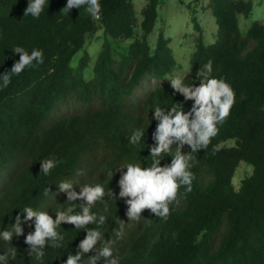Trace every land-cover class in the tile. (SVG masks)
Returning <instances> with one entry per match:
<instances>
[{"label":"trees","instance_id":"trees-1","mask_svg":"<svg viewBox=\"0 0 264 264\" xmlns=\"http://www.w3.org/2000/svg\"><path fill=\"white\" fill-rule=\"evenodd\" d=\"M145 2L139 16L133 0H100L101 13L91 17L83 7L66 15L61 11L66 0H48L40 17L33 19L24 16L28 0H0V74L19 59L11 50L17 45L29 52L42 49L44 55L42 64L34 62L20 74H10L11 82L0 89V229L10 228L20 214L18 208L26 205L54 217V209L64 207L68 199L51 202L61 192L62 180L77 181V192L82 183H104L115 201L106 197L108 211L101 203L94 211L107 218L101 231L105 240L112 239L119 264H264V23L254 21L244 35L239 21L240 15L252 14V0H212L216 38L206 43L199 33L190 72L184 77L191 83L212 60V75L224 78L236 94L229 117L218 125L207 149L192 153L190 145L181 147L182 154L191 157L192 191L185 194L181 186L166 221L150 209L141 211L139 221H128L129 198H119V180L126 168L118 166L150 165L158 123L150 110L155 105L183 103L190 111L194 104L173 95L170 82L152 88L144 98L136 95L144 78L163 79L177 63L170 38L162 31L153 46L148 41L162 0ZM193 21L200 29L195 16ZM99 30L106 39L88 78L91 55L86 37ZM127 40L128 48L116 57L113 42ZM80 50L83 55L73 66L72 58ZM64 103L70 110L60 115L57 110ZM137 127L145 132L143 142L129 144ZM177 146L179 142L173 152ZM47 158L59 163L44 176L40 161ZM171 161L166 155L161 165ZM243 161L253 172L236 188L233 178ZM111 168L109 188L105 179ZM44 187L49 188L48 196ZM120 221L126 225L117 239L114 229ZM35 223V217L24 220L22 215L23 234L14 235L11 242L0 241V254L12 247L17 250L8 264H64L86 237V231L62 222L58 231L65 236L63 247L45 248L44 257L36 259L25 243ZM96 264H104V258Z\"/></svg>","mask_w":264,"mask_h":264},{"label":"clouds","instance_id":"clouds-1","mask_svg":"<svg viewBox=\"0 0 264 264\" xmlns=\"http://www.w3.org/2000/svg\"><path fill=\"white\" fill-rule=\"evenodd\" d=\"M47 2L48 0H28L24 16L30 15L33 19H38ZM82 7L91 17H97L101 13L100 0H66L61 11L69 15L73 8L80 10ZM11 50L19 55V59L10 71L0 74V89L6 88L11 82L10 74L18 75L26 67L33 66L34 62L42 64L44 60L42 49L33 48L29 52L23 46L17 45ZM212 73L213 62L209 60L191 79V83H186L179 75L167 79L170 81L173 95L180 94L184 101L193 100L194 104L190 111H185L183 103H174L170 107L155 105L150 110L154 113L153 118L158 121L152 134L156 146L150 149L149 157L152 158L150 165L146 162L145 167L140 163L128 162L118 166L121 169L126 168L119 180L121 188L119 198H129L125 201L129 205L126 213L128 221H139L140 213L144 209H150L158 214L159 219L166 221L170 216L169 205L176 201L181 186L185 194L192 191L195 176L190 170L191 157L182 154L181 147L187 143L191 146L192 153L207 149L211 139L217 135L218 125L229 117L236 103V94L231 84L222 77L213 76ZM144 136L143 128L137 127L133 130L129 144L139 145L143 142ZM177 142L179 146L173 152L172 146ZM213 151H216L215 147ZM166 155L172 156L171 164L162 166L161 161ZM40 163V173L49 176L59 161L56 158H47ZM112 169L106 174L105 183L108 187L113 178ZM74 183L78 182L65 179L58 183L59 190L66 192L68 199L63 204L64 207L54 209V217L47 210H36L32 206L18 208L20 214L16 215L11 227L0 229V241L11 242L14 235L23 234L22 215L24 220L35 217V231L27 235L25 243L30 245L31 256L35 255L36 259H40L45 255V248L63 247L65 236L58 231L63 222L74 225V229L86 231V237L78 245L79 251L75 254L69 253L64 264H84V257L90 251H95L98 255L86 256L88 264H96L101 258H104V264H119V256L114 255L112 239L105 240L101 231L107 218L94 211L97 203L103 204L104 211H108V200L115 201L111 199L113 197L111 188L109 187L110 191L106 192L104 183H82L80 191L77 192L73 188ZM43 192L48 196L49 188L44 187ZM78 200H83L84 203H76ZM77 209L79 210L76 211ZM89 224H93L94 227H88ZM125 225V222L120 221L119 229H114L117 239L123 235ZM16 254L17 250L14 247L4 251L0 254V264H8L9 258L14 260Z\"/></svg>","mask_w":264,"mask_h":264},{"label":"rangeland","instance_id":"rangeland-1","mask_svg":"<svg viewBox=\"0 0 264 264\" xmlns=\"http://www.w3.org/2000/svg\"><path fill=\"white\" fill-rule=\"evenodd\" d=\"M138 15L145 6V0H133ZM253 11L249 17L239 16V21L243 34L246 35L251 24L260 20L264 23V0H252ZM212 0H162L159 5V17L154 31L149 35L148 41L153 46L157 40V36L162 31L166 37L170 38V46L174 51L176 58V67L165 78L156 80L152 78H144L136 89V95L144 98L148 91L158 85L166 82H170L167 79H171L177 75L183 78L190 72L191 69V57L197 43V37L202 32L204 41L206 43L214 42L217 33L216 18L212 12ZM193 16L196 17V21L199 24L200 29L196 28ZM140 33V29H138ZM87 50L90 53V66L86 69L85 76H92V67L95 64L97 56L102 48L103 42L106 39V35L102 30L97 31L94 34L87 35ZM130 44V41L113 42L114 55L119 56V53L124 52ZM83 55V50L78 51L72 58V65L75 66L78 63L79 58ZM67 104H61L57 110V113L63 115L69 111ZM187 146L188 144L185 143ZM253 172V167L246 163L241 162L238 167L233 182L236 188L240 187L241 181L244 177L250 175ZM73 188H75L73 186ZM67 197V193L61 191L59 195L51 200L54 202L57 198Z\"/></svg>","mask_w":264,"mask_h":264}]
</instances>
